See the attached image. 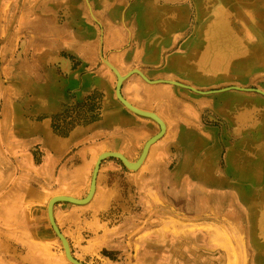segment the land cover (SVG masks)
<instances>
[{
  "label": "rangeland",
  "instance_id": "374dc122",
  "mask_svg": "<svg viewBox=\"0 0 264 264\" xmlns=\"http://www.w3.org/2000/svg\"><path fill=\"white\" fill-rule=\"evenodd\" d=\"M184 2L196 29L194 50L184 49L190 52L184 71L191 76L184 81L205 92L233 86L264 91V0H180ZM2 3L0 264H71L56 235L48 241L35 239L44 225L52 232L48 201L35 205L25 196V185L36 188L42 181L43 153L16 124L34 117L33 110L29 114L28 81L19 79V73L35 71L33 49L25 47L26 41L46 39L50 33L40 37L34 30L16 31L10 10L15 0ZM48 69L49 64L40 65L39 72L43 76ZM40 82L44 85V79ZM179 91L181 99L193 101L194 111L182 112L189 120L180 116L169 122L137 170L116 162V170L100 175L101 201L76 214L58 206L55 222L81 263L264 264V157L258 159L259 148L253 151L264 144V96ZM226 95L230 97L224 99ZM83 112V118L95 116L88 107ZM146 119L153 125L148 135H156L159 125ZM53 130L58 131L56 124ZM125 150L135 159L140 148L128 145ZM242 165L248 174L230 172Z\"/></svg>",
  "mask_w": 264,
  "mask_h": 264
},
{
  "label": "crops",
  "instance_id": "0c3cea01",
  "mask_svg": "<svg viewBox=\"0 0 264 264\" xmlns=\"http://www.w3.org/2000/svg\"><path fill=\"white\" fill-rule=\"evenodd\" d=\"M12 5L11 20L16 31L34 30L39 33L37 36L50 33L46 39L26 41L25 47L33 49L35 71L19 73V79L28 81V100L32 105L29 114L33 110L34 117H23L16 124L25 128L27 137L34 139L43 153L42 181L36 188L25 185V196L32 204L41 206L55 195L83 199L101 153L120 152L134 162L146 140L155 134L148 135L152 121L148 123V119L129 112L118 102L116 80L101 56L122 75L136 69L151 81H176L190 86L184 81L191 78L184 71L190 52L184 49L194 50L196 29L190 21L189 4L180 0H15ZM3 12L2 6V16ZM192 61L196 62L194 56ZM46 64L49 69L42 76L39 67ZM179 89L163 82L147 83L134 73L122 83L121 95L134 107L155 113L163 121L166 133L170 121L180 116L189 120L182 112L194 111L193 101L181 99ZM81 106L96 111L91 113L95 116L83 118L86 110ZM178 107L183 109H175ZM37 115L43 116L39 120ZM55 124L58 131L53 130ZM255 131L260 133L259 129ZM247 138L242 141L247 143ZM128 145L140 148L135 159L126 153ZM263 145L253 148L258 151V159L264 157ZM116 162L120 163L117 159L101 163L94 194L87 204L58 203L53 208L54 220L58 206L61 211L76 214L90 203L101 201L104 183L100 175L116 170ZM243 166L230 172L238 176L248 174L247 166ZM51 183L57 184L56 188L47 189ZM105 186L106 192L112 190L108 188L111 185ZM48 191L55 192L49 195ZM53 234L44 225L37 229L35 239L48 241ZM243 247L238 251L243 253Z\"/></svg>",
  "mask_w": 264,
  "mask_h": 264
},
{
  "label": "water",
  "instance_id": "95a60500",
  "mask_svg": "<svg viewBox=\"0 0 264 264\" xmlns=\"http://www.w3.org/2000/svg\"><path fill=\"white\" fill-rule=\"evenodd\" d=\"M89 9H90V7H89ZM90 14H91L92 18L95 20V22L98 23V21L93 17L91 12H90ZM100 42H101V40H100ZM101 59H102V62L113 72V74L116 77L115 97L117 98V100L121 104H123L129 111H131L137 115L143 116V117L152 118L154 121H156L159 124L160 131L156 135L151 137L144 144L142 151L140 153V156L135 162H132V163L129 162L122 154H120L118 152H105V153L100 154L97 158L95 165H94L92 175H91L89 191H88V194L86 195L85 198L76 199V198H73L70 196L60 195V196H54L49 200L47 207H46L48 222H49L53 232L55 233L56 237L59 239V241L62 245L66 259L72 264H83V263L76 260L72 256L67 239L62 235L61 231L59 230L58 226L56 225L54 217H53L54 206L57 203H61V202H67V203L79 204V205L87 203L91 199V197L94 193L95 181L97 178V173H98V170L100 168V165L107 158H115V159L119 160L124 165V167H126L128 170H131V171L137 170V168L141 165V163L145 159L150 144L153 143L154 141H156L157 139L161 138V136L164 133V129H165L164 124L154 113L138 109V108L134 107L133 105H131L127 100H125L123 98V96L121 95V86H122L123 81H125V79H127L130 75L135 73V74H138L147 83H155V82H163L164 83L165 82V83H169V84L179 86L181 88H187L193 92L196 91L198 94H203V95L211 94V93H217V92H223V91H227V90H240V91H247V92H255V93H258V94L264 96V91H262L260 89H257V88H240V87H236V86L227 87V88H223V89L215 90V91H207V92L198 91V90L192 88L191 86H188V85L176 82V81H166V80L151 81V80H148L140 71H138L136 69L130 71L129 73H127L125 75H121L118 72V70L115 67H113L104 57L101 56Z\"/></svg>",
  "mask_w": 264,
  "mask_h": 264
},
{
  "label": "bare ground",
  "instance_id": "6f19581e",
  "mask_svg": "<svg viewBox=\"0 0 264 264\" xmlns=\"http://www.w3.org/2000/svg\"><path fill=\"white\" fill-rule=\"evenodd\" d=\"M205 39H206V38H205ZM155 83H158V82H155ZM155 83H154V84H155ZM164 83H165V82H164ZM150 84H151V83H150ZM168 84H169V83H168ZM172 85H173V84H172ZM122 105H123V104H122ZM123 106H124V105H123ZM124 107H125V106H124ZM125 108H126V107H125ZM126 109H127V108H126ZM147 112H148V111H147ZM242 112H243V111H242ZM244 112H245V111H244ZM132 113H133V112H132ZM151 113H152V112H151ZM134 114H135V113H134ZM154 114H155V113H154ZM136 115H137V114H136ZM155 115H156V114H155ZM139 116H140V115H139ZM156 116H157V115H156ZM141 117H143V116H141ZM157 117H158V116H157ZM146 118H149V117H146ZM158 118H159V117H158ZM149 119H152V118H149ZM159 119H160V118H159ZM152 120H153V119H152ZM160 120H161V119H160ZM153 121H154V120H153ZM161 121H162V120H161ZM154 122H156V121H154ZM162 122H163V121H162ZM156 123H157V122H156ZM157 124H158V123H157ZM163 124H164V123H163ZM158 125H159V124H158ZM164 127H165V125H164ZM164 131H165V129H164ZM157 140H158V139H157ZM157 140H156V141H157ZM154 142H155V141H154ZM154 142H153V143H154ZM153 143H151L150 146H151ZM150 146H149V147H150ZM148 150H149V148H148ZM147 152H148V151H147ZM104 153H105V152H104ZM118 153H119V152H118ZM101 154H102V153H101ZM120 154H121V153H120ZM146 155H147V154H146ZM96 161H97V160H96ZM143 161H144V160H143ZM129 162H130V161H129ZM95 163H96V162H95ZM131 163H132V162H131ZM142 163H143V162H142ZM142 163H141V164H142ZM140 166H141V165H140ZM140 166H139V167H140ZM139 167H138V168H139ZM138 168H137V169H138ZM95 184H96V181H95ZM94 191H95V190H94ZM93 194H94V193H93ZM58 196H60V195H58ZM65 196H68V195H65ZM92 196H93V195H92ZM70 197H71V196H70ZM73 198H74V197H73ZM91 198H92V197H91ZM50 199H51V198H50ZM50 199H49V200H50ZM76 199H77V198H76ZM90 200H91V199H90ZM90 200H89V201H90ZM89 201H88V202H89ZM48 202H49V201H48ZM88 202H87V203H88ZM87 203H85V204H87ZM76 205H79V204H76ZM82 205H84V204H82ZM64 256H65V255H64ZM65 258H66V257H65ZM66 260H67V259H66ZM67 261H68V260H67ZM68 262H69V261H68ZM69 263H70V262H69ZM71 264H72V263H71Z\"/></svg>",
  "mask_w": 264,
  "mask_h": 264
}]
</instances>
